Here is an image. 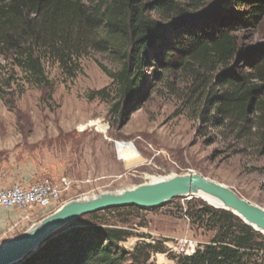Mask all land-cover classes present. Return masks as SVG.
Wrapping results in <instances>:
<instances>
[{
	"label": "rangeland",
	"instance_id": "1",
	"mask_svg": "<svg viewBox=\"0 0 264 264\" xmlns=\"http://www.w3.org/2000/svg\"><path fill=\"white\" fill-rule=\"evenodd\" d=\"M204 2L211 7L216 1ZM241 34L248 45L264 41V20ZM0 61L1 180L10 175L31 182L66 176L74 181L63 198L68 202L148 183L152 177L198 172L264 207V154L257 139L241 138L225 123L211 124L208 120L216 112L206 97L210 86L195 83L182 68H158V77H153L157 67H146L144 94L120 116L116 105L121 95L109 72H118L122 61L112 51L92 50L80 57L73 76L58 62L45 59L51 97L48 88L30 83L19 67L1 56ZM100 90L104 92L98 94ZM118 141L132 143L138 156L126 161ZM196 200L203 199L179 196L157 207L101 212L95 221L128 228L133 235L122 242L127 250L140 242L161 244L164 250L152 251L149 262L155 253H168L160 261L178 264L183 255L170 249L177 237H194L203 246L216 235V229L189 215V202ZM34 213L25 224L12 223L0 238L19 235L46 217Z\"/></svg>",
	"mask_w": 264,
	"mask_h": 264
},
{
	"label": "trees",
	"instance_id": "2",
	"mask_svg": "<svg viewBox=\"0 0 264 264\" xmlns=\"http://www.w3.org/2000/svg\"><path fill=\"white\" fill-rule=\"evenodd\" d=\"M204 1L0 0V56L51 97L45 59L73 76L80 57L114 52L122 61L118 72H109L121 95L120 116L144 94L146 67H157L153 77L158 68H182L195 83L210 86L206 97L216 115L208 121L225 123L241 138L255 137L264 154V41L248 45L241 34L261 26L264 0H215L211 7ZM3 68L0 61V93ZM189 204L193 221L207 223L216 235L178 264H264L263 233L203 200ZM142 208L83 215L18 264H153L152 251H163L161 244L140 242L127 250L122 242L133 235L128 228L95 221L101 212Z\"/></svg>",
	"mask_w": 264,
	"mask_h": 264
},
{
	"label": "water",
	"instance_id": "3",
	"mask_svg": "<svg viewBox=\"0 0 264 264\" xmlns=\"http://www.w3.org/2000/svg\"><path fill=\"white\" fill-rule=\"evenodd\" d=\"M205 193L221 200L246 224L264 234V207L237 193L233 188L198 172L143 183L117 192H104L91 198L65 202L57 211L47 215L30 229L0 242V264H18L37 251L47 239L63 231L68 224L86 214L113 207L136 205L151 208L163 205L179 196ZM197 197V196H196ZM234 211H237L235 213Z\"/></svg>",
	"mask_w": 264,
	"mask_h": 264
},
{
	"label": "built area",
	"instance_id": "4",
	"mask_svg": "<svg viewBox=\"0 0 264 264\" xmlns=\"http://www.w3.org/2000/svg\"><path fill=\"white\" fill-rule=\"evenodd\" d=\"M73 185L74 181L66 176L58 179L44 176L29 183H14L8 187L0 188V207L17 210L26 219H31L34 212L37 211H41L43 216H47L57 211L65 203L64 195L70 191ZM201 248L202 245L197 239L188 236L177 237L170 246L171 251L183 256H192ZM167 255L168 253H155L151 260L153 264H163L160 259Z\"/></svg>",
	"mask_w": 264,
	"mask_h": 264
},
{
	"label": "bare ground",
	"instance_id": "5",
	"mask_svg": "<svg viewBox=\"0 0 264 264\" xmlns=\"http://www.w3.org/2000/svg\"><path fill=\"white\" fill-rule=\"evenodd\" d=\"M93 123H97V122H93ZM100 127H101L102 131H105V129H106L105 126H101L100 125ZM117 147H118L120 153L122 154V156L124 157V159L126 161H130L134 157L138 156V153L135 151L134 146H133L132 143L125 142V141H118L117 142ZM174 175H175V173H172V174H170L168 176L152 177L150 181L151 182L152 181H157V180L165 179V178H168V177H171V176H174ZM93 196H85L83 198H91ZM196 196L198 198H201V199L205 200L207 203H211V204H214L216 206L226 207L225 204L221 200H219L218 198L213 197L211 195H208V194H205V193H198ZM234 212L237 213V211H234Z\"/></svg>",
	"mask_w": 264,
	"mask_h": 264
},
{
	"label": "crops",
	"instance_id": "6",
	"mask_svg": "<svg viewBox=\"0 0 264 264\" xmlns=\"http://www.w3.org/2000/svg\"><path fill=\"white\" fill-rule=\"evenodd\" d=\"M18 181H20V180L16 179V177H12L10 175L9 178L7 177L4 180L0 179V188L8 187L14 183H29V182H31L30 180H25V181H20V182H18ZM8 211L11 213V215L7 214ZM26 220H28V219L24 218L23 214L19 211L7 210V209L0 207V236L2 234L6 233L7 227L12 225V223L14 224L15 222H20V224H25ZM4 239H2V237L0 238V240H4Z\"/></svg>",
	"mask_w": 264,
	"mask_h": 264
}]
</instances>
